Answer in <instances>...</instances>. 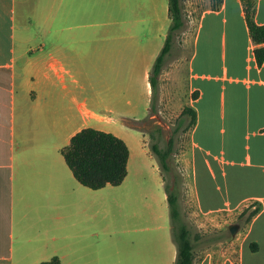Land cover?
<instances>
[{"label":"crops","instance_id":"1","mask_svg":"<svg viewBox=\"0 0 264 264\" xmlns=\"http://www.w3.org/2000/svg\"><path fill=\"white\" fill-rule=\"evenodd\" d=\"M87 1L94 0H59L62 18L73 13L74 7L83 12L82 3ZM208 1L188 62V92L198 96L187 105L196 111L197 122L188 125L184 168L200 212L250 203L243 213L249 216V232L238 257L234 256L239 264H264V64H257V45L242 0H223L218 9ZM257 1L256 21L264 25V0ZM38 5L39 0H0L2 264L15 263L16 243L24 258L43 251L37 264L49 262L54 255L61 264L67 255L78 259L76 246L93 253L91 248L99 242L95 225L58 222L63 216L56 205L60 198L77 189L87 197L94 194L74 177L61 150L81 130L95 128L124 139L130 148L128 168L135 162L136 148L128 139L143 135L147 141V134L132 130L126 121H139L149 114L150 73L171 25L169 2L163 0L169 19L163 16L157 40L137 28L147 22L142 19L139 24L138 18L127 20L120 30L114 21L107 32L53 30V26L38 31L33 15ZM21 7L27 9L21 12ZM100 24L94 20L86 25ZM230 70L235 76H228ZM101 84L108 91L105 95L98 90ZM196 149L204 152L201 170ZM159 170L165 187L160 165ZM71 176L79 185L73 186ZM56 242L63 243V254L53 250ZM166 243L169 264H176L178 247L172 239ZM213 254L203 260L195 256L194 264H229L222 252Z\"/></svg>","mask_w":264,"mask_h":264},{"label":"rangeland","instance_id":"2","mask_svg":"<svg viewBox=\"0 0 264 264\" xmlns=\"http://www.w3.org/2000/svg\"><path fill=\"white\" fill-rule=\"evenodd\" d=\"M209 6L208 0H183L187 25L176 37L160 77L159 97L155 101L156 112H152L150 106L146 118L139 121L129 120L136 126H132V130H142L147 134V141L143 135L128 139L130 145L136 148V157L135 162L128 168L124 182L119 186L107 185L94 190L91 197H87L77 189L67 198H60L59 203L56 204L62 209L63 216L58 220L60 224L95 225V231L99 234V242H95V246L91 248L93 253L89 254L86 247L76 246L75 250H79L78 259L67 255L65 264H169L167 239L170 241L172 239L173 243L177 244L171 230L167 195L159 163L152 155L150 146L158 142L161 148H166L172 138L174 139L172 162L184 179L185 194L182 208L186 219L194 229L196 258L203 260L213 253L220 255L223 249L227 250L228 257L233 261L228 262L229 264H239L238 258L235 259L234 255L238 257L243 240L231 241L235 236L232 235L230 226L249 224L248 213L243 216L233 213L228 216L226 222L222 220L223 222L220 221L218 224L216 220L224 218L225 214L217 217L212 214L200 215L193 203L190 174L184 168L190 143L188 129L190 117L183 116L182 113L189 100L193 99L192 94L188 92V62L198 20ZM26 9L21 7V12ZM81 9L83 12H76L74 7L73 13L62 18L59 0H39L37 8H33L34 29L47 31L53 26V30L65 27L67 31L107 32L112 31L114 21L118 22L114 27L120 30L124 28L127 20L138 18L139 24L142 19L147 22L142 28H137L157 40L163 16L169 19L164 11L163 0H94L83 2ZM94 20L101 24L97 27L86 25ZM106 22L110 24L106 25ZM168 31L169 29H166L164 32V42ZM228 76H235V73L230 70ZM100 81H104L103 76ZM98 90H101L102 95L108 92L102 84L101 88L98 86ZM226 94L228 95V91ZM58 142L61 145L65 144L63 140ZM195 155L197 167L201 170L204 152L196 149ZM71 177L74 186L78 182L73 176ZM211 222L213 225L208 226ZM127 229L131 232L123 233V230ZM215 235L221 237L220 240L210 241L209 237ZM18 247L16 243L14 264H37L36 261L44 256L43 251H39L33 256L24 258L20 252H17ZM53 250L63 254V243H54ZM54 256L48 257V261Z\"/></svg>","mask_w":264,"mask_h":264},{"label":"trees","instance_id":"3","mask_svg":"<svg viewBox=\"0 0 264 264\" xmlns=\"http://www.w3.org/2000/svg\"><path fill=\"white\" fill-rule=\"evenodd\" d=\"M171 25L163 49L158 55L150 73L152 87L151 111L156 112L155 101L159 97L160 77L165 68L167 58L172 51L173 44L180 32L187 25V17L183 7V0H168ZM223 0H212V8L218 9ZM250 35L257 45L254 50L257 64H264V25L256 21L257 0H242ZM197 92L192 97L196 99ZM183 116H189V127L197 122V113L191 106H186ZM129 126L136 127L127 120ZM174 139H170L166 148H161L158 142L151 144L150 148L157 158L164 173L165 188L170 209L172 232L178 247L176 264H194L195 242L194 229L183 212L182 201L185 194L184 179L172 162ZM66 164L74 177L82 185L99 190L107 185L119 186L128 175V162L130 148L121 137L95 128H85L74 135L68 146L62 150ZM215 235L209 237L210 241L220 240ZM41 264H61L58 257Z\"/></svg>","mask_w":264,"mask_h":264},{"label":"built area","instance_id":"4","mask_svg":"<svg viewBox=\"0 0 264 264\" xmlns=\"http://www.w3.org/2000/svg\"><path fill=\"white\" fill-rule=\"evenodd\" d=\"M249 204L250 203H243L237 207H226L223 209L211 210V211H207V212H204V211L200 212L199 211V214L200 215L203 214L204 216H208V215L212 214V216H214V217H217L218 215H221V214H225L226 216L224 218H221L220 220H216V223L218 224L222 220H224L226 222L228 220V216L233 215V213H237L238 216L242 215L245 212V210L249 207ZM212 225H213V223L211 222V223H209L208 226H212ZM248 232L249 231H248L247 224L241 225L240 229L238 230V232L235 235V238L233 237V239L231 241H235V240H237V241L243 240L244 241L248 235ZM226 251L221 249V252L224 255L225 261L230 262V261H232V259L230 257H228V254Z\"/></svg>","mask_w":264,"mask_h":264},{"label":"water","instance_id":"5","mask_svg":"<svg viewBox=\"0 0 264 264\" xmlns=\"http://www.w3.org/2000/svg\"><path fill=\"white\" fill-rule=\"evenodd\" d=\"M239 229H240V225L239 224H233V225L230 226V231H231L233 236L236 235V233L238 232Z\"/></svg>","mask_w":264,"mask_h":264}]
</instances>
